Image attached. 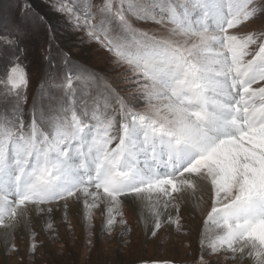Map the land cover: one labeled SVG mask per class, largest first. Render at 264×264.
Instances as JSON below:
<instances>
[{
  "label": "snow or ice",
  "instance_id": "1",
  "mask_svg": "<svg viewBox=\"0 0 264 264\" xmlns=\"http://www.w3.org/2000/svg\"><path fill=\"white\" fill-rule=\"evenodd\" d=\"M47 2L62 28L30 0L19 14L0 0L4 252H19L22 233L28 264L44 246L32 221L53 231L51 246L54 214L66 221L72 203L89 256L117 225L120 250L132 247L127 207L142 244L174 226L197 232L194 264H221V256L222 264H264V0ZM91 43L106 53L105 67L84 58ZM26 60L38 85L31 103ZM205 204L202 227L182 223V209L196 217ZM96 211L103 221L94 240Z\"/></svg>",
  "mask_w": 264,
  "mask_h": 264
},
{
  "label": "rangeland",
  "instance_id": "2",
  "mask_svg": "<svg viewBox=\"0 0 264 264\" xmlns=\"http://www.w3.org/2000/svg\"><path fill=\"white\" fill-rule=\"evenodd\" d=\"M13 9L17 14L21 12L22 6L26 5L29 0H9ZM35 10L41 14L47 13L49 18L52 19L53 24L58 28H62L63 21L57 20L52 16L50 12L47 0H30ZM93 4H98L101 0H91ZM137 28H144V24L136 23L134 25ZM261 22L258 21L254 25H250L251 29H259ZM159 27V26H157ZM232 31V30H230ZM61 34H63L61 32ZM80 54L78 53V56ZM83 56L88 63L97 69L103 68L106 65V53L99 48L95 43L86 44L83 46ZM27 65V71L31 74V79L28 88L25 90L28 95V101L31 103L32 97L37 90V77L35 75V68L25 61ZM2 71V69H0ZM2 91V86H0ZM3 98L0 97V116L5 113V105L2 102ZM27 108V105H25ZM10 112V108H9ZM114 146V145H113ZM72 204V203H70ZM124 216L128 221L129 226L132 229L130 239L133 244L132 247L126 251H121L119 248V241L116 239V235L119 231V225L112 233V237L109 239L104 237L97 243L91 251L90 256L87 254L88 250L85 247L87 242L86 226L84 228L78 224L73 213H68V218L65 221L62 217L58 218L54 215L52 221V229L58 235V240L51 246L47 242V237L52 236L54 233L51 230L45 231L44 221L40 224L32 221L31 227L34 231L39 233L38 242L43 241L44 246L38 248L37 252L28 258V264H100L103 261L104 264H119L120 261L130 262L138 257L144 259L155 258L157 260H169L173 264H194L195 260L200 258V245L199 237L192 234L191 230L187 235L184 232H176L174 226L171 229H161L156 238L147 237V243L142 244L143 233L138 230L135 223L129 220L125 209H122ZM210 211V208H209ZM95 219L91 221L93 225V239L95 240L99 235V230L102 227V219L100 212H96ZM206 214L201 215V219H204ZM184 220V219H183ZM182 223L186 224V221ZM99 222V223H98ZM70 225V228H69ZM96 225V226H95ZM174 229V230H173ZM195 241V242H193ZM16 243L19 249L18 253L7 252L5 253L2 245H0V264H25L26 252L29 244V240L21 233V238L13 241ZM63 245V255L57 254V251ZM215 259V257H213ZM221 264L223 262V256L220 257Z\"/></svg>",
  "mask_w": 264,
  "mask_h": 264
},
{
  "label": "bare ground",
  "instance_id": "3",
  "mask_svg": "<svg viewBox=\"0 0 264 264\" xmlns=\"http://www.w3.org/2000/svg\"><path fill=\"white\" fill-rule=\"evenodd\" d=\"M81 208H82V205H81ZM209 208L208 205H202L200 207V209L197 211L196 213V217H193L189 212H185L183 211L182 209V217H183V221H186V224H189V223H196L198 227H202V221L203 219H201V215L202 214H206L207 215V212L209 211ZM125 211H126V214L128 215L129 217V220H131L133 222V224L135 223V225L137 226L138 230H140L142 232V228L140 226V224L138 223L136 217H135V214L127 207H124ZM97 212V211H96ZM96 212H94V215L96 214ZM68 213H73L75 215V218L76 220L78 221V224H80V226L82 228L83 227V224H82V215L81 213L77 210V206L75 204H70L69 205V209H68ZM99 213V211H98ZM56 217L60 218L63 216V213H58V214H54ZM96 217V216H94ZM95 219V218H94ZM103 220V219H102ZM41 221H44L43 219H40L39 221L37 220H33V222H36V224H40ZM99 223V222H98ZM96 226V225H95ZM167 227V226H166ZM168 228V227H167ZM169 229V228H168ZM174 230V229H173ZM192 234H194L195 236H198L197 232L196 231H192ZM245 264H247V261H245Z\"/></svg>",
  "mask_w": 264,
  "mask_h": 264
}]
</instances>
